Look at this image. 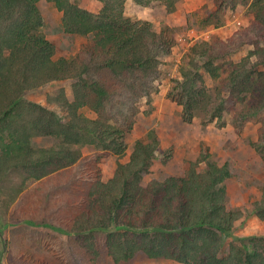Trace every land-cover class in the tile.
Segmentation results:
<instances>
[{
    "label": "trees",
    "instance_id": "trees-1",
    "mask_svg": "<svg viewBox=\"0 0 264 264\" xmlns=\"http://www.w3.org/2000/svg\"><path fill=\"white\" fill-rule=\"evenodd\" d=\"M36 1L0 0V26L7 21L5 28H0V89L4 87V100H0L3 152L0 172L5 162L13 160L15 167H27L30 175L40 179L88 161L87 166L97 177L89 184L87 180L86 192L75 190L72 194L80 201L69 202V211H80L74 213L77 215L75 228L70 233L81 247L97 256L104 243L112 255L110 264L127 263L139 253L151 259L164 258L182 264H264L262 236L236 239L228 254L221 255L225 238L230 236L234 222L241 216L240 211L226 206L223 183L232 175L226 164L218 166L208 161L207 169L200 172L197 165L207 159L201 154L197 161L190 163L184 175L144 184L142 175L149 171L159 141L139 139L129 161L118 162L114 176L108 181L102 180L99 163L110 155L125 153L126 134L132 130L140 111L136 103L150 95L151 80L159 75L163 58L172 52L173 28L165 26L156 31L150 21L125 15L127 0H99L103 7L98 13L71 0H51L63 11L68 33L93 35L91 43L83 45L72 61L66 58L55 61L52 58L55 46L41 31L44 22ZM133 1L146 6L157 0ZM158 1L165 4L168 12H174L183 2ZM211 1L212 6L205 7L203 23L217 27L228 7L251 0ZM252 5L256 12L249 26L229 38L214 36L203 51V60L182 68L178 91L171 92L170 97L182 106L183 121L192 122L202 109L203 125L216 122L224 126L231 114L233 126L240 129L264 107V69H259L264 65V0H253ZM247 42L256 47L251 52L260 58L256 63L249 64V57L240 62H222ZM74 64L79 69L76 73L72 70ZM201 69L212 78H219L221 69L228 71L213 94L206 86ZM106 73L109 76L105 78ZM123 74L131 76L130 83L120 82L117 75ZM67 77L75 79L74 100L59 98V101L71 113L68 124L61 123L57 113L24 98L28 90L40 84ZM259 90L262 93L257 97L261 102L252 112L237 108ZM84 107L97 113V117L90 119L80 114L79 110ZM5 133L10 142L5 141ZM35 134H61L65 147L37 157L28 147ZM260 137L256 150L264 155V129ZM76 144H91L101 152L82 156L80 151H74ZM256 207V215L264 219V204L258 203ZM43 226L60 229L46 221L38 223V227ZM99 235L105 236L104 242Z\"/></svg>",
    "mask_w": 264,
    "mask_h": 264
},
{
    "label": "rangeland",
    "instance_id": "rangeland-1",
    "mask_svg": "<svg viewBox=\"0 0 264 264\" xmlns=\"http://www.w3.org/2000/svg\"><path fill=\"white\" fill-rule=\"evenodd\" d=\"M71 1L94 13H98L103 7V3L99 0ZM252 1L247 4L240 2L232 8L228 7L221 14L222 20L217 27L203 23L205 7L212 6L211 0H183L174 12H168L164 7L165 4L158 0L146 6L139 5L133 0L126 1L125 15L150 21L156 31H160L165 26L173 28L175 43L171 54L163 58L159 66V75L151 80L150 95L140 98L136 103L140 111L135 117L132 130L126 134L125 153L122 156L110 155L99 163L102 180L108 181L114 176L118 162L129 161L137 140L148 142L157 138L159 145L156 157L149 171L142 175L144 184L152 180L163 181L170 176L184 175L190 163L197 161L201 154L206 155L207 159L197 165L200 172L207 169L208 161L218 166L226 164L232 173L223 183L226 187V206L229 210L240 211L241 216L234 222L230 236L224 240L221 251L223 256L228 254L232 244H236V239L264 237V219L256 215L257 204H264V155L256 150L255 145L260 142V135L264 129V107L257 115L248 119L240 129L233 126L231 114L226 117L227 123L224 126H219L216 122L203 125L202 109L198 111L192 122L183 121L182 106L170 97V93L178 91L177 81L181 79L182 68L188 67L192 62L203 60V51L208 48L214 36L229 38L236 31L251 24L256 12ZM35 4L44 22L41 31L55 46L53 60L66 58L72 61L83 45L91 43L93 35L68 33L65 30L63 11L54 1L37 0ZM2 23L1 30L5 28L7 21ZM262 45L264 46V43ZM255 48L247 42L222 62H240L249 57V64L256 63L260 58L251 54ZM8 53L6 52V55ZM259 69L263 70L264 65H260ZM72 70L76 73L79 70L78 66L74 64ZM201 71L211 94L220 85V79L228 74L227 70L221 69V76L212 78L203 69ZM11 73L13 76L16 75L14 71ZM104 76L106 78L109 75L106 73ZM117 76L122 83L128 81L130 83L132 80L127 74ZM74 82L73 77H67L43 83L37 88L28 90L24 98L57 113L61 123L68 124L71 113L59 98H65L70 102L74 100ZM3 88L0 89V100H4ZM134 90L139 91L136 87ZM261 93L262 90H259L252 94L251 100H247L244 105H238L237 108L252 112L260 105L261 101L258 97ZM79 111L90 119L97 117V113L89 108L84 107ZM4 136L6 137L7 133ZM5 141L11 140L6 137ZM64 143L65 138L61 134H35L27 145L32 148V154L38 157L45 156L46 151L51 154V150L65 147ZM73 149L80 151L82 156L101 152L91 144H76ZM2 155L0 148V156ZM87 163L88 161L76 163L40 179L30 175V169L27 167H15L13 160L4 163L1 167L3 171L0 172V264L112 263V255L104 243L101 245V254L97 256L81 247L70 233L72 228H75L73 224L77 215L74 213L79 214L80 211H69V202L80 201L76 196L72 197V194L75 190L80 193L86 192L84 185L87 180L89 184L97 177ZM68 213L71 214L63 218V215ZM22 220L27 222L23 223ZM42 221L50 225L53 223L60 229L38 227V223ZM69 222L70 226H68ZM99 236L100 241L104 242L105 236ZM261 243L264 244V241ZM122 264L182 263L164 258L151 259L144 253H139L133 260Z\"/></svg>",
    "mask_w": 264,
    "mask_h": 264
}]
</instances>
